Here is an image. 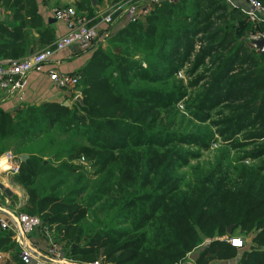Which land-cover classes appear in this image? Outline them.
<instances>
[{"label":"trees","instance_id":"16d2710c","mask_svg":"<svg viewBox=\"0 0 264 264\" xmlns=\"http://www.w3.org/2000/svg\"><path fill=\"white\" fill-rule=\"evenodd\" d=\"M6 2L16 25L0 23V60H19L57 40L43 27L36 0ZM78 2V12L94 16L103 0ZM112 28V49L92 50L72 74L81 77L83 103L25 105L13 113L0 107V157L10 149L29 156L13 177L29 196L31 214L24 213L56 226L54 240L66 242L78 261L103 255L104 264H179L208 241L195 264L238 256L237 264H264V53L248 40L257 26L227 0H173L156 4L145 20ZM197 42L204 45L191 62ZM18 43L23 51L7 54L6 46ZM188 63L187 76H197L185 86L176 76ZM187 88L196 90L188 98L192 122H211L213 108L234 104L231 117L213 121L217 133L184 131L170 111ZM217 144L215 160L191 165ZM237 149L249 151L233 157ZM188 167L191 180L180 175ZM91 213L93 227L86 222ZM238 234L252 245L231 246ZM1 251L27 264L10 232L0 234Z\"/></svg>","mask_w":264,"mask_h":264},{"label":"built area","instance_id":"2783aa9c","mask_svg":"<svg viewBox=\"0 0 264 264\" xmlns=\"http://www.w3.org/2000/svg\"><path fill=\"white\" fill-rule=\"evenodd\" d=\"M173 0H124L102 12H96L92 18L83 13H78L74 8L55 9L54 16L57 21L66 27V34L59 37L50 46L33 53L22 60H0V90L6 96L20 95L29 75L46 70V74L53 87L61 91L68 98L77 100L81 94L77 85L81 77L57 70L54 62L57 53L70 47L78 46L83 52L92 51L100 43L110 37L111 31H105L103 37L99 35L101 25L112 27L118 20L138 22L145 20L153 11L156 4ZM250 9L244 12L256 26L264 24L262 12L264 5L258 0H249ZM97 21L96 24L93 21ZM254 41L264 39V34L259 30L252 36ZM255 48L254 44L252 45ZM256 49V48H255ZM257 50V49H256ZM21 158L12 152H6L0 157V173L9 171L17 175L20 170ZM84 164V160L81 161ZM5 199V198H4ZM0 194V234L10 232L12 240L20 248V257L28 264H79L65 257L58 243L54 242L50 231L38 216L21 212L18 208L8 206ZM40 230L44 234L46 246L37 247L32 241V235ZM239 242V243H237ZM228 243L238 249H243L246 240L232 237ZM41 250V251H40ZM10 252L0 253V264H4ZM89 264H104L94 262Z\"/></svg>","mask_w":264,"mask_h":264},{"label":"rangeland","instance_id":"374dc122","mask_svg":"<svg viewBox=\"0 0 264 264\" xmlns=\"http://www.w3.org/2000/svg\"><path fill=\"white\" fill-rule=\"evenodd\" d=\"M0 9H2L3 11H6L7 9V5H6V0H0ZM40 1V4L41 5H46V6H54V10L55 8L56 9H66V8H74L76 9V11L78 12V6H77V3H79L78 1L79 0H39ZM105 1V2H104ZM124 1V0H123ZM259 2H261L260 0H258ZM104 4H101V5H98L97 6V9L96 11L94 12V15L96 12H102V11H105L107 10L108 8H112L114 5L118 4L119 2H114V0H103ZM262 3V2H261ZM13 7V6H12ZM11 7V9H12ZM30 7V6H28ZM14 8V7H13ZM31 8V7H30ZM78 13H83L85 15H87L89 18H92L93 16L90 15L87 11H84V12H78ZM11 14H13V9L11 11ZM264 15V12H262V16ZM94 24L97 23V21H93ZM257 28L258 30L264 34V28H259L258 25H257ZM105 31H111L114 32V28L111 29V27L107 26V25H101L100 29H99V35L100 37H103V35L105 34ZM255 34V33H252L249 35L248 37V40L250 41V45H251V48L252 47V35ZM110 37H111V34H110ZM110 37L107 38L106 40H104L102 43H100L95 49V52L96 51H99V50H102L104 52H108L109 49H112V46L110 44ZM204 44L200 43V42H197L195 44V52H194V55L192 57V59L190 60L191 62H193L194 60V57L195 55L200 51V48L203 47ZM255 49V48H254ZM94 53V52H93ZM192 67V64L191 63H188L185 65V67L182 69L180 75H177L176 76V79H178L180 82H182L185 86H187L189 84L190 81H192L197 75L193 76V78H189L187 75L189 74V71ZM208 67H211V62L209 61L208 62ZM202 72V70L200 71V73L198 75H200ZM204 83V82H203ZM201 83V84H203ZM205 85V83H204ZM188 89V97L184 98L181 103H179L178 106H176V108H173L172 110H170L172 113L174 114H179L178 115V121L182 123V127H183V130L184 131H192V132H195V133H199L201 134L202 136L205 135V133H208V132H212V133H217L216 131V128H214V125L212 124L213 121L217 122L219 121L220 123H222V121L226 118H229L231 117V113L229 111V109L231 107H233L234 104H232V102L230 103H226V102H223L221 105H219L217 108H213L212 110V120L211 122H208L206 124H200L199 122L194 121L192 122L193 120V117H192V114H191V111H194V109L192 108L193 105H190L188 106L189 102L188 101V98L190 95H192V97H194L196 95V90H193V89H190V88H187ZM82 98V96H81ZM70 103V107L71 108L75 103H74V100L72 99V97L68 98V97H65L64 99L61 100L60 104L62 103L63 105L65 103ZM80 103H83V98H82V102ZM44 103L42 104H39V105H36V106H42ZM35 106V105H34ZM65 106V105H64ZM66 107V106H65ZM165 119H166V114H164L163 112V115H162ZM252 129V128H251ZM250 131V128L247 129L246 133ZM245 133V132H244ZM244 133L241 134V136L238 138L239 140H243L244 138ZM63 138L67 137L66 134H63L62 136ZM216 138L218 140V144H221L223 143V138L219 135L216 134ZM218 144L217 145H212L211 149L208 150V151H202L201 152V155H200V159L198 160H194L192 161L191 165L195 166L197 165L198 163L200 164H203V165H206L209 161H213L215 160L220 154L218 153ZM186 148H189V146H185ZM191 148V147H190ZM250 149V148H249ZM244 151H249L248 149H242V150H233L232 152V156L233 157H238L239 155H241ZM8 152H14V150H9ZM14 154V153H13ZM219 154V155H218ZM84 160V159H81L80 160V163L81 161ZM252 164L254 163H257L256 161L254 160H251V161H248ZM84 163L85 165L88 167L90 162H86L84 160ZM84 165V164H83ZM180 175L181 176H185V178L187 180H191L192 177H191V173H190V169L189 167L188 168H185V169H182L181 172H180ZM15 175H12L9 171L7 172H4V173H0V181H5V185L12 188L14 191H17L18 192V195H23L21 196V198H19V200H17L15 203L13 202V206H15V208H18L19 210H23V213L26 212L28 214H31L28 212L27 209H25V206L27 204V201H28V193L27 191L24 189H22L21 186L17 185L16 183L13 182V177ZM22 193V194H21ZM6 197V195L3 193V196H2V199H4ZM4 201H6L4 199ZM25 201V202H24ZM25 213V214H26ZM93 213H91L86 222H87V226L89 227H93V222H94V219H93ZM33 215V214H32ZM36 216V215H34ZM38 216V215H37ZM40 217V216H38ZM41 218V217H40ZM98 219H102L103 220V217H97ZM50 232V235L52 236V239L54 242H56L54 240V237H53V233L54 231L56 230V226H52V230L51 229H48ZM233 234V233H232ZM229 235V234H228ZM43 236L44 238V234L42 233L41 237ZM238 237L240 236V238L242 239H245L246 240V245L245 247L247 246V248H249L251 245H252V238L251 237H248V238H244L243 235L241 234H238L237 235ZM59 244V246L61 247V250L62 252L64 253L65 257L68 258V259H71L73 261H75L76 263H79V264H89V263H94V262H101V259H103V255L100 256V258L97 260V261H94V262H85V261H78V260H75L73 257H69L68 255V248L66 246V242H63V243H60V242H56ZM210 242H205L202 246L198 247L196 250H194L191 254L188 255L187 259L179 264H184V263H187V264H195V261H196V258L198 256V254L201 252V250L206 247L207 245H209ZM45 246H46V243H45ZM19 248V247H18ZM20 249V248H19ZM41 249L43 250V248L41 247ZM41 251V250H40ZM243 251V250H242ZM241 250H239V253L241 254L242 252ZM238 259H239V256L237 258H235L234 260L232 261H219L217 262L218 264H237L238 263ZM28 264V263H27Z\"/></svg>","mask_w":264,"mask_h":264},{"label":"crops","instance_id":"0c3cea01","mask_svg":"<svg viewBox=\"0 0 264 264\" xmlns=\"http://www.w3.org/2000/svg\"><path fill=\"white\" fill-rule=\"evenodd\" d=\"M227 1L232 6L240 8L244 12L249 11L250 9L249 0H227ZM36 2L38 5L39 13L43 18V27L49 29L54 34L55 39H58L59 37L65 35L66 27L63 23L57 21V19L55 18L54 6L41 5L39 0H36ZM104 2H102V4H104ZM12 6L13 5L10 3L8 6H6L7 7L6 11L0 9V23L11 22L12 26L16 25L11 20L13 16L11 14ZM262 17L264 18V15ZM124 22L125 20L122 19L118 20L116 23V28L120 27L121 24ZM33 34L36 38L37 37L39 38V35L36 31H34ZM48 46H50V44L46 45V47ZM5 51L7 52V54L21 53L23 51V47H21V43H18L17 47L14 45L6 46ZM33 53L35 52L31 47L30 56ZM92 55H93V51L81 52L78 46H73L62 52L57 53L55 56L54 64L57 70L61 73L75 74L81 71L87 65V63L92 58ZM27 57H21L19 60L25 59ZM65 97L66 96L64 95V93H62L61 91L59 92L57 89L53 87L51 81L49 80L46 74V70H44L29 75L25 84V88L20 95L6 96L5 93H3L0 90V107L8 113H13L17 109L23 108L25 105H39L48 102L60 103L61 100L64 99ZM0 182L4 183L5 181L4 182L0 181ZM15 192H16L15 196H18L19 198L23 196V195H18L17 191ZM0 194H2L3 196V192L0 191ZM5 199L7 200L6 202L8 203V206L13 208L15 207L12 204V198H8L6 196ZM41 235L42 232L40 230H37L32 235L31 238L33 243L37 247L39 246L43 248L45 246L46 240L45 238H43V236L41 237ZM0 253L6 254L8 252L1 251ZM10 258H11V254H10ZM8 261H10L9 264H14V262H12V260L9 259V257H7L4 264H7Z\"/></svg>","mask_w":264,"mask_h":264},{"label":"water","instance_id":"95a60500","mask_svg":"<svg viewBox=\"0 0 264 264\" xmlns=\"http://www.w3.org/2000/svg\"><path fill=\"white\" fill-rule=\"evenodd\" d=\"M253 44H254L255 48L258 51H260L261 53H264V39H261V40H258V41H254ZM77 101L82 102V98L79 97L77 99ZM64 105L66 107H70L71 106L70 103H68V102L65 103ZM20 158H21L22 162H25L29 158V156L28 155H21ZM0 191L3 192L8 198H12V197H14L16 195V192L12 188L6 186L2 182H0ZM233 230H234V226L232 225L227 230L228 234L232 235ZM9 263H10V261L7 262V264H9ZM184 264H187V263H184Z\"/></svg>","mask_w":264,"mask_h":264},{"label":"snow or ice","instance_id":"6c2138e0","mask_svg":"<svg viewBox=\"0 0 264 264\" xmlns=\"http://www.w3.org/2000/svg\"><path fill=\"white\" fill-rule=\"evenodd\" d=\"M237 243H239V242H237Z\"/></svg>","mask_w":264,"mask_h":264}]
</instances>
